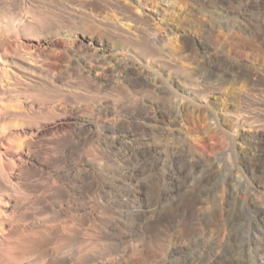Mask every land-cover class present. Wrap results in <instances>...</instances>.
<instances>
[{"label": "rangeland", "instance_id": "obj_1", "mask_svg": "<svg viewBox=\"0 0 264 264\" xmlns=\"http://www.w3.org/2000/svg\"><path fill=\"white\" fill-rule=\"evenodd\" d=\"M18 13L33 22L0 34L5 82L32 84L0 97V229L24 264L264 257L247 224L264 214V0H0V20Z\"/></svg>", "mask_w": 264, "mask_h": 264}, {"label": "bare ground", "instance_id": "obj_2", "mask_svg": "<svg viewBox=\"0 0 264 264\" xmlns=\"http://www.w3.org/2000/svg\"><path fill=\"white\" fill-rule=\"evenodd\" d=\"M20 12H22V11H20ZM28 14H30V13H28ZM28 14L18 13V16L14 17V18L10 17L9 19L3 18L2 20H0V34L5 32V31H12V30L15 31V33H16V31H20V30H23V29H26L27 27H29L30 24H32V22H33V18H32L33 16H31V15L29 16ZM7 50H8V46L6 45V43L4 44V42H3V44H0V97L3 96L5 90H7V89L11 88L14 91H16L15 89L23 87L22 91H24L23 90L24 88L28 89L27 86L32 84L30 79H25L24 76L21 77V75L17 74V73L12 75L11 79L10 78L8 79V80H10L9 82L12 85L10 83L5 82V80L7 79L6 78L7 69H6V66L4 65V63H6V59L4 57L7 54ZM26 59L28 60L27 61L28 62L27 69L30 70L31 73L35 72V67L37 65H35V63L33 61H31L30 58H26ZM33 81H35V78ZM18 90L20 91V89H18ZM1 99L2 98H0V205L2 204V200H3L4 195H9L12 193L14 194V191H15L14 186L11 183L12 180L10 181L7 174H6V170L8 169V168L6 169V166H8L7 165V164H9L8 162L12 159V153H14V151H15L14 150L15 145H14V142L8 136H6L4 133L3 123H4L5 118L9 112L5 108L6 104H4L5 106L2 104L4 102L2 101L3 99L2 100ZM32 105H34V104H32ZM226 210L229 212L228 214L232 217L230 224H234L236 219L241 218V216L239 217V216H235L233 214L234 210L238 211L237 206H236V208L228 207ZM242 212H243V208L241 207L239 209V213L242 214ZM248 212H249V216L247 217V224L250 227L254 228L255 225H257V226L258 225H264V214H260L258 211H257V213H255L253 210H249V209H248ZM2 230H4V229H2ZM2 230L0 229V264H24V263H26V261L29 259V258H27V255H28L27 254L28 253L27 247L28 246H26V248H25V249H27L26 251L23 249H20V247H19V245L22 246L21 243L23 242V239L17 238V237L12 239L4 233L6 230L5 231H2ZM25 240H24L25 242H28L27 239H25ZM250 262H251V264H264V257L258 256V255L255 257L252 256V258H250Z\"/></svg>", "mask_w": 264, "mask_h": 264}]
</instances>
